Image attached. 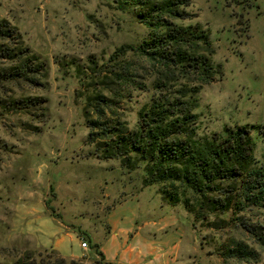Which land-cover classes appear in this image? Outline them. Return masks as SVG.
<instances>
[{
  "label": "rangeland",
  "instance_id": "374dc122",
  "mask_svg": "<svg viewBox=\"0 0 264 264\" xmlns=\"http://www.w3.org/2000/svg\"><path fill=\"white\" fill-rule=\"evenodd\" d=\"M188 11L196 17L183 24L209 32L224 73L198 96L199 133L253 127L264 163V0H191ZM0 18L48 74L42 85L0 81V264H45L57 255L101 264L95 245L112 264H264V241L228 224L231 214L196 222L182 205L164 203L159 186H143V168L101 160L98 141L88 143L85 109L99 119L88 96L113 100L103 121L134 129L164 78L136 51L148 29L133 13L115 0H0ZM166 81L176 95L195 86ZM37 98L43 104H13ZM241 216L264 228V211ZM237 243L247 255L226 257Z\"/></svg>",
  "mask_w": 264,
  "mask_h": 264
},
{
  "label": "trees",
  "instance_id": "16d2710c",
  "mask_svg": "<svg viewBox=\"0 0 264 264\" xmlns=\"http://www.w3.org/2000/svg\"><path fill=\"white\" fill-rule=\"evenodd\" d=\"M118 9L133 13L148 29V36L137 48L139 55L158 67L164 78L156 86L150 104L140 111L134 129L121 121L102 120L110 107L102 93L88 96L99 119L85 109L88 143L96 145L101 160H118L129 171L143 168V186H159L164 203L182 205L196 222L231 214L228 224L242 227L252 237L264 241V228L250 223L242 214L252 209L264 211V163L255 156V128L225 127L222 133H199L198 96L205 85L224 77L221 65H215V50L210 34L199 24L184 25L196 16L188 9L191 0H115ZM0 81L23 80L42 85L47 79L46 64L26 47L18 29L0 18ZM194 83L188 93L176 95L167 86L169 79ZM121 80H125L124 77ZM42 101V102H41ZM20 109L43 104L42 99L18 100ZM225 222V219H222ZM225 256H246L244 244ZM98 249L101 264L106 261ZM234 253V254H233ZM252 255V254H250ZM32 253L27 254V259ZM17 264H24L20 260ZM33 264V263H32ZM45 264H82L57 255Z\"/></svg>",
  "mask_w": 264,
  "mask_h": 264
},
{
  "label": "built area",
  "instance_id": "2783aa9c",
  "mask_svg": "<svg viewBox=\"0 0 264 264\" xmlns=\"http://www.w3.org/2000/svg\"><path fill=\"white\" fill-rule=\"evenodd\" d=\"M82 247H83L84 249H87V248H88L87 243H86V242H83V243H82Z\"/></svg>",
  "mask_w": 264,
  "mask_h": 264
}]
</instances>
